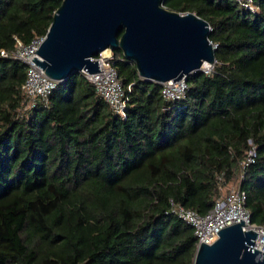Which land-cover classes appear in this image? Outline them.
<instances>
[{
  "label": "trees",
  "instance_id": "obj_1",
  "mask_svg": "<svg viewBox=\"0 0 264 264\" xmlns=\"http://www.w3.org/2000/svg\"><path fill=\"white\" fill-rule=\"evenodd\" d=\"M60 3L0 0V48L43 37ZM163 5L208 21L216 61L166 100L113 49L124 117L82 71L21 113L26 65L0 55V264H192L170 201L205 213L231 185L264 226V0Z\"/></svg>",
  "mask_w": 264,
  "mask_h": 264
},
{
  "label": "water",
  "instance_id": "obj_2",
  "mask_svg": "<svg viewBox=\"0 0 264 264\" xmlns=\"http://www.w3.org/2000/svg\"><path fill=\"white\" fill-rule=\"evenodd\" d=\"M51 19L34 51L42 60H31L57 82L98 71L95 57L105 49H120L141 77L160 83L216 61L208 21L163 0H61ZM242 225L240 218L218 230L212 243H200L192 264H264V252L252 249L257 233Z\"/></svg>",
  "mask_w": 264,
  "mask_h": 264
},
{
  "label": "built area",
  "instance_id": "obj_3",
  "mask_svg": "<svg viewBox=\"0 0 264 264\" xmlns=\"http://www.w3.org/2000/svg\"><path fill=\"white\" fill-rule=\"evenodd\" d=\"M242 5L252 8V0H238ZM43 37H37L29 43H23L16 37V42L8 50L0 48V55L11 56L21 60L26 65V77L21 84L23 98L20 104V112L27 113L36 105L45 106L49 102L50 94L57 81L49 77L43 69L35 64L31 59L36 56L40 60L42 57L34 52L37 50ZM100 51L95 59L98 61V71L89 73L83 70L85 77L95 87L111 110L125 116L128 93L131 87H124L117 74V69L112 65L113 52ZM212 69V65L204 66L205 71ZM161 93L164 99L177 98L184 94L187 87L185 78L172 81L171 79L161 83ZM254 155L252 150L248 151V159L252 160ZM246 163V162H244ZM242 175V173H241ZM240 175V176H241ZM246 191L240 187L231 185L228 190L215 199L210 208L205 213H200L192 207H184L180 203L170 201V208L183 221L193 226L196 247L200 243H212L217 237V231L231 223L240 222L243 219L242 228L253 229L257 233L252 249L264 252V226L250 221V211L245 205Z\"/></svg>",
  "mask_w": 264,
  "mask_h": 264
},
{
  "label": "bare ground",
  "instance_id": "obj_4",
  "mask_svg": "<svg viewBox=\"0 0 264 264\" xmlns=\"http://www.w3.org/2000/svg\"><path fill=\"white\" fill-rule=\"evenodd\" d=\"M107 51H108L107 49L103 50V52H105V53H107Z\"/></svg>",
  "mask_w": 264,
  "mask_h": 264
},
{
  "label": "rangeland",
  "instance_id": "obj_5",
  "mask_svg": "<svg viewBox=\"0 0 264 264\" xmlns=\"http://www.w3.org/2000/svg\"><path fill=\"white\" fill-rule=\"evenodd\" d=\"M107 53H109V52L107 51Z\"/></svg>",
  "mask_w": 264,
  "mask_h": 264
}]
</instances>
